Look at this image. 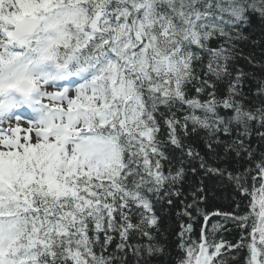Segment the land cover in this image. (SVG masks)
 Returning a JSON list of instances; mask_svg holds the SVG:
<instances>
[{"label":"snow or ice","instance_id":"snow-or-ice-1","mask_svg":"<svg viewBox=\"0 0 264 264\" xmlns=\"http://www.w3.org/2000/svg\"><path fill=\"white\" fill-rule=\"evenodd\" d=\"M253 17L264 0H0V264H152L177 200L174 264H264ZM189 171L235 209H202L203 183L189 202Z\"/></svg>","mask_w":264,"mask_h":264},{"label":"trees","instance_id":"trees-1","mask_svg":"<svg viewBox=\"0 0 264 264\" xmlns=\"http://www.w3.org/2000/svg\"><path fill=\"white\" fill-rule=\"evenodd\" d=\"M246 35L249 39L241 44V48L245 55L251 54L259 63H264V22L259 18L253 17L250 25L247 28ZM240 63L249 72H255L257 78L264 79V72L260 70L259 63L257 67L253 68L247 65L244 61ZM252 91H255L256 81L250 83ZM261 144L257 137H253V146ZM203 183L206 189V203L201 204L200 207L206 211H215L217 209L224 212H231L235 209V204L239 201L238 193L233 186L226 180L222 181L214 176L205 175L203 171H198L194 174L189 171L186 175L183 184V191L187 196L188 201H191V196L188 195L192 190L198 188ZM184 197H181L183 199ZM179 201L177 200L175 206L169 208L164 205L163 209L158 206V215L160 216V242L164 245V253L153 258L152 264H174L177 255V236L179 231L180 218L176 216V211L179 208ZM195 215V212L193 213ZM183 220L187 222V218ZM224 223L222 217H213L211 223ZM203 223L202 217H197L194 225V236L199 235L200 227ZM228 231H222V234L227 240L235 243L239 238V231L232 224H227ZM235 259H230L229 264H244V253H233Z\"/></svg>","mask_w":264,"mask_h":264}]
</instances>
